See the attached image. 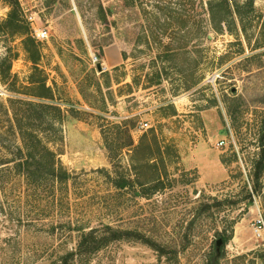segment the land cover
<instances>
[{"label":"rangeland","instance_id":"374dc122","mask_svg":"<svg viewBox=\"0 0 264 264\" xmlns=\"http://www.w3.org/2000/svg\"><path fill=\"white\" fill-rule=\"evenodd\" d=\"M17 1L62 112L21 123L69 178L47 177L42 154L33 180L15 167L28 156L8 100L35 101L18 94L33 66L0 33L18 92L0 82V264H264V179L259 194L249 181L264 0ZM9 11L0 0V23ZM89 232L124 235L80 247Z\"/></svg>","mask_w":264,"mask_h":264},{"label":"trees","instance_id":"16d2710c","mask_svg":"<svg viewBox=\"0 0 264 264\" xmlns=\"http://www.w3.org/2000/svg\"><path fill=\"white\" fill-rule=\"evenodd\" d=\"M5 1L8 4L10 11L6 20L0 23V33L8 36L9 38H19L21 40L23 50L27 54L28 60L33 66V74L28 80L29 86L22 87L25 93H18L14 89L16 80L10 74L11 64L15 55L11 57L9 52L8 55L0 59V82L3 85L8 86V90L10 92L22 94L35 100H8L9 109L17 122L16 125L18 127L20 139L23 143V148L18 150V154L21 155L24 152L25 155L28 156L25 160L21 157L18 161H16L15 167L19 172H22L23 176H25L27 180H33L35 179L34 172L39 170L34 168V166L40 165V167H42L41 163L37 161V158L39 159L42 154V157L47 159L44 162L45 165L43 166L45 168L44 170L46 172V176L59 182L67 181L69 174L62 170L61 167L57 168L55 153L49 150V148L43 143L38 135L30 129V127H24L21 123L23 119H28V121H30L33 120V117L36 118V120H39L41 125L48 122L50 117H54L57 122H60L62 112L59 107L53 105V91L50 87H47L45 79L35 77L38 71L37 65L40 60L39 44L32 37L31 27L24 17L20 4L17 0ZM101 74L105 73L103 72ZM106 74L108 75V73ZM20 112H22V115ZM25 114H28L29 117H25ZM18 117L21 118L20 121L18 120ZM258 147L259 153L256 154L255 159L252 161V174L249 176V181L252 184V192L255 194H259L263 186L264 133L258 137ZM123 235V232L114 235L110 233L96 239L93 232H89L87 234H83V240L80 247H83L84 245L90 246L91 243H99V245L102 246L111 240H119L120 238H123L121 237Z\"/></svg>","mask_w":264,"mask_h":264},{"label":"built area","instance_id":"2783aa9c","mask_svg":"<svg viewBox=\"0 0 264 264\" xmlns=\"http://www.w3.org/2000/svg\"><path fill=\"white\" fill-rule=\"evenodd\" d=\"M35 32V37L37 40H43L46 38V32L41 31H34ZM94 62H96V59H94ZM142 128H146L147 124H142L141 125ZM223 143H220L219 145H222ZM254 233L256 235V237L261 238L262 233H264V222L262 219L258 220L256 223V227L254 229Z\"/></svg>","mask_w":264,"mask_h":264},{"label":"water","instance_id":"95a60500","mask_svg":"<svg viewBox=\"0 0 264 264\" xmlns=\"http://www.w3.org/2000/svg\"><path fill=\"white\" fill-rule=\"evenodd\" d=\"M96 70L98 71V72H102L103 71V68L101 67V65L100 64H97L96 65ZM220 241L218 242V245H220Z\"/></svg>","mask_w":264,"mask_h":264},{"label":"crops","instance_id":"0c3cea01","mask_svg":"<svg viewBox=\"0 0 264 264\" xmlns=\"http://www.w3.org/2000/svg\"><path fill=\"white\" fill-rule=\"evenodd\" d=\"M115 68V67H114Z\"/></svg>","mask_w":264,"mask_h":264}]
</instances>
